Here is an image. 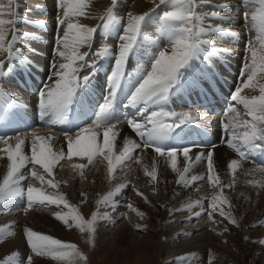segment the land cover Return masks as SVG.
I'll list each match as a JSON object with an SVG mask.
<instances>
[{
  "label": "bare ground",
  "instance_id": "obj_1",
  "mask_svg": "<svg viewBox=\"0 0 264 264\" xmlns=\"http://www.w3.org/2000/svg\"><path fill=\"white\" fill-rule=\"evenodd\" d=\"M88 3L89 7L86 11L89 12L90 15L88 17H80L79 22L88 26H96L101 21L99 17L105 16L107 9L112 5L111 0H88ZM7 4L8 0H0V7H5ZM56 5L57 0H13V7L17 8L19 15L25 17V19L15 25L14 33H16L17 40L14 41L15 46L10 45L12 48L11 52H9V42H5L8 37V30L10 31L13 26L9 25L5 27V40L3 42V50H0V60H2L3 56L4 58L8 56L13 59L18 57L20 59L29 60L34 56L32 52L40 49L43 52L39 62L44 66L45 73H49V64L53 59L54 49H50L51 46L48 44L53 43V33L57 23L56 17L58 12L61 11ZM152 7L151 0H118L113 15L117 20L121 21L118 26L119 34H122L123 27L126 26L127 12L142 14L145 11H150ZM26 9L27 12H25ZM262 9H264V5L261 4V0H200V7L197 11L208 17L205 24L211 23L213 26L228 29L227 34H213V45L219 49L227 50L221 54L227 58L226 62H228L237 73L241 71V65L250 55L249 48L242 51V45L238 43L240 38L244 40L242 37L243 29H249L252 48L257 52L258 59L264 56V32H260L258 27H252L253 22L251 21V15H259ZM213 10L219 12L218 17L209 16V13ZM159 11L158 9L157 12ZM244 11L249 13L247 18L249 22L247 24L241 16V13ZM4 18L8 19L7 16ZM158 28L159 21L155 16L148 23L142 25L141 34L145 33L147 35L141 36L139 42L137 40V46L134 52L142 56L140 63L143 65H145L144 62L146 58L150 57L147 53L142 52L140 45L145 48L154 47V49L155 44L158 48L167 47L166 38L161 37L157 39L155 36H151L154 35L155 32H158ZM39 30H43L39 39L21 35V33H23L27 36H39ZM117 33L116 31L109 33L108 31L99 29L98 32L94 34L92 46L89 51H92L97 45V48H99L103 43L101 49L104 47L108 49L107 44H109L115 52H118ZM59 35H61L60 31H58V36ZM255 35L258 37V43L256 42L257 39L254 40L256 37ZM162 40L164 41L163 43H161ZM21 41L25 43H21ZM158 48L155 50L153 49L155 54ZM81 51H86V49H81ZM221 54L216 55L217 59ZM242 56L243 59L241 61ZM89 57L90 52L89 56L86 58L87 62L88 64L96 65L94 78L100 81L102 86V92L94 103L99 107V104L103 102L104 96L107 93L108 76L114 66L106 64L105 59L100 56H97L95 61H89ZM147 66H150V63ZM4 70L0 71V77H9L8 74L4 73ZM101 71L105 73V76L101 74ZM126 72L128 73L129 69L126 68ZM214 72L215 71H213V73ZM91 73L92 68L86 67L81 71V76ZM240 82L241 79L237 82V86L240 85ZM12 84L14 83L12 82ZM235 88L234 86L225 88L223 95L219 93L201 94L203 89L199 88L193 92L184 91L170 94V97L175 98V106L180 107V112H186L183 107L187 106H198L201 108L205 106L204 108L207 113H214L224 105L227 99H231V96L235 92ZM0 90L10 89L6 85L0 83ZM31 91L35 94L30 99V104L35 105L37 108V96L40 91L37 89ZM245 92H247V90H245ZM256 94H259L258 91ZM128 95L127 92L124 94L122 100L116 101L113 110L109 113L108 117H106L107 120L117 123L118 135L113 142V155H117L119 150L122 149L125 138L133 139L137 142L140 141V138L126 122L128 119V112L135 111L136 113L135 109L124 108V104L126 103L124 101ZM205 103L212 104V107L207 108ZM229 105L231 104H228L227 107H229ZM239 109L242 112L244 111L242 106H239ZM150 110L153 109L150 108L149 111ZM169 110H172V108ZM86 113V107H80L74 104L73 112L70 114L69 119L70 121H74V123H79L87 116ZM186 113L191 114L195 118L194 122L185 124V126L182 127L183 132H181L180 137L177 139L186 141L185 146L190 147L189 155L192 159L185 161L183 154L178 153L175 171L172 169L171 161L166 157L159 156L152 148H140L133 152L136 158L135 160H127L123 165L116 167L117 174L120 178L118 180L119 182L115 184V176H113L115 172L112 174L109 173L108 161L105 160L102 155L94 157L93 163L89 164L84 170V176H81L79 170H75L73 165L86 163V159L73 155L71 159L66 158L61 160L53 169L52 176H48L39 165H36L34 168L35 171L44 176L45 181L52 180L54 183L59 184V188H52L46 183L41 184L39 181L31 180L22 182L23 187L26 190L28 184L32 183L33 187L42 189L48 195L53 197L62 195L70 205L79 207L82 203H85L87 207L82 210L79 208V214L86 221L90 220L94 214L98 217L95 224V232L92 236V243L95 246L107 245L104 248L108 247V250L103 251V253L106 254L101 258V262L102 260H107L109 257H112L115 261L121 257L119 252L126 253L129 247H138L143 244L145 240L153 243L156 241L157 237H159L158 235H160L165 240L164 246L167 248V252L170 253L173 258H188L189 256L197 254L198 251L200 252L210 246L214 248L221 258L232 263L235 252L243 249L241 238L237 233L239 230L251 227L254 231L252 235L247 238L251 240V238L259 237L264 241V224H261L262 221L264 223V171H261V169H264V166L261 165V163L260 166H251L249 162L241 161L235 172H233L228 168V164L232 159L239 160V157L233 149H229L226 146V137L230 138L229 135L221 138L216 135L217 130L214 131L210 129L217 126L219 127V122L212 119L211 116L203 117L200 111H187ZM136 117L138 118V116ZM205 122H207L208 125H206ZM64 127L65 125L55 126V128L60 131H62ZM83 128H90L95 131L93 127ZM48 129L45 130L40 128L29 131L28 133L35 131L37 135L46 139L51 137L48 143L53 148V151L63 149L66 153V135ZM23 134H20V136ZM173 135H175V133H173ZM102 140L103 129L100 130V134L98 135V142L102 143ZM169 141H171V137ZM15 143L16 141L13 139L11 144L14 146ZM4 147V145L0 144V182H2L3 176L6 175L7 172L8 161L6 155L2 151ZM24 149L30 156V140L26 142ZM210 151L214 153V172L212 173L208 171L206 159V155ZM195 155H202V160L195 161ZM257 157L259 156L254 157V160H256L255 158ZM59 164L61 165L62 173L57 169ZM93 164H95V166H92ZM188 164L191 165L190 171L185 175L189 180L192 175H203L204 179L192 181L188 185L178 184V173H181L183 168ZM97 167L99 169H97ZM153 168H155L157 172V179L155 181L152 180L150 175L146 174L151 172ZM31 170H33L32 165L24 169L26 172ZM209 175L217 177L219 183H217L216 180L209 181ZM62 182H65V184L69 186L68 191L62 190ZM78 183L83 184L80 188L82 189L81 192H75L74 190ZM121 185H127V187L121 188ZM101 186L103 189L98 195L97 193H99L98 190ZM193 186H197V188L195 190L196 192L192 194L189 193V188L191 189ZM117 189H120V191H117ZM137 191L143 195H137ZM109 192H112L113 196L110 202L105 203L103 202V197L108 195ZM148 193L152 194L150 195ZM123 196H127L126 201L121 203L124 208L132 213L136 219L141 216H139L137 212L129 209L128 205L131 204L133 208L137 209L139 212H143L144 216L142 218L145 219V224H141L140 220L137 219V222H132L129 228V225L126 224L129 222V218H127L126 215L127 212L122 211L121 214H123V216L121 219H124L123 226L117 228V230L112 227L114 221L109 217V214L120 207L116 204L115 198H122ZM145 197L147 200H145ZM213 199L216 201L217 210L213 212V218L210 220L207 211H212ZM19 201L22 203L24 202L21 198L16 197L0 201V213L4 214L5 212H1V210L6 207L9 208V206L17 209V207H13V205H16ZM197 201H200L199 206L196 204ZM13 202L14 204H12ZM168 202L174 204V206L169 208ZM113 203L115 204V208L113 207ZM23 205H25V210L15 211L13 214L11 213L12 215L3 216V219L0 218V229L4 230L0 232V264H18L21 260L27 248V244L25 243V229H30L42 235L51 236L55 239H59L63 243L72 241V236L66 232L68 227L62 221L57 220L54 214L51 215L33 210V207L42 208L43 206L37 205L32 208H27L26 202H24ZM190 205L191 208H189ZM51 206L52 205H48L45 208ZM59 206L63 207L62 204ZM201 206L207 211L200 217H196L195 213L201 211ZM220 208H223L226 212H231L236 218L237 224L233 225L221 217L219 215ZM66 209L67 208H64L61 212H68L69 209ZM168 209H180V211H175L174 214L170 215ZM96 211L98 214H96ZM14 214H18L16 219H14ZM105 217L106 219H104ZM193 219H198L195 225H186ZM205 220H208V223H205ZM213 221H219V223H214ZM209 222H212L214 225H207L210 224ZM181 224H185V226L188 227L187 232L182 230L180 227ZM215 224L218 225L219 229L216 228L217 226H215ZM137 225L140 226L138 229H141L148 235L141 238L142 240L140 243L136 242V238L133 234V228L137 229ZM111 227L114 230L106 231V228ZM225 227H227L228 231H226L227 234L222 237L220 233L224 231ZM205 229L206 231L204 232ZM198 231L203 232L192 237V234ZM145 243L147 242L145 241ZM260 254L264 256V247L261 249ZM9 259L12 260L9 261Z\"/></svg>",
  "mask_w": 264,
  "mask_h": 264
},
{
  "label": "snow or ice",
  "instance_id": "obj_2",
  "mask_svg": "<svg viewBox=\"0 0 264 264\" xmlns=\"http://www.w3.org/2000/svg\"><path fill=\"white\" fill-rule=\"evenodd\" d=\"M117 2L118 0H111L113 6H116ZM151 4L153 7L150 11H145L142 14L132 12L126 14V26L123 27L122 34L118 36V52L114 57V67L108 76L107 93L94 116L95 131L90 128H80L78 124L74 128L65 127L62 129L67 138L66 153L63 149L53 151L48 143L51 137L46 139L37 135L35 131L22 136L0 134V144L5 146L2 151L8 161L6 175L0 182V201L13 197L21 199L26 197L27 208L37 205L47 207L48 205L59 206L62 204L69 211L54 213L57 220L62 221L69 228L75 224L81 232L87 230L89 233H94L98 219L95 214L91 220L81 223L83 217L79 214L78 208L70 205L62 195L53 197L42 189L33 187L32 183H29L25 190L22 182L29 180L39 181L41 184L46 183L52 188H59L58 183H54L52 180L45 181L44 176L34 170L36 165H39L48 176H52L53 169L61 160L71 159L73 155H76L86 159V163L73 165V168L79 170L80 175L84 176V170L93 163L94 157L102 155L108 161V171L112 174L116 171V167L123 165L125 161L135 160L133 152L140 148H152L159 156L169 159L174 171L178 153L183 154L185 161L192 159L189 155L190 147L182 144L177 145L175 141L183 132L182 125L194 122L195 118L186 112L169 110V97L174 93L193 92L201 88L206 80L213 78L212 68L203 61L227 51L215 47L212 36L216 33L227 34L228 29L213 26L211 23L205 24L208 17L197 11L200 7V0H151ZM261 4L264 5V0H261ZM57 7L61 10L56 17L57 31H60L61 35L56 39L53 59L49 64V82L37 96L39 120L47 127L68 126L74 123V121H70L69 117L73 112L78 93L95 77L96 69L95 64L87 62L86 58L89 56V52L81 51V49H91L94 34L101 27L108 31L113 24L121 23L113 15L114 8L112 7L107 9L105 16L99 17L102 21L101 24L88 26L80 23V17L90 15L86 11L89 7L88 0H57ZM158 9L159 12H157ZM5 16L8 19H5ZM154 16L158 18V32L161 37L166 38L167 47L157 49V53L150 59V67L146 68L144 65H140L135 72L126 76L125 64L130 55L135 54L134 49L137 46L138 37L141 36L142 25L148 23ZM209 16L218 17L219 12L213 10ZM241 16L247 24L249 13L244 11ZM24 19L25 17L19 15L18 9L13 7V0H8L7 6L0 7V50H3L5 27L10 25L14 29L15 25ZM251 21L253 22L252 27H258L261 32H264V9L260 11L259 15L252 14ZM163 42L162 40L161 43ZM248 50L250 55L241 67L240 85L235 88V92L231 96L235 105L242 106L243 114L237 111L233 105H229L225 115L230 118L223 124L225 133H228L230 137H226V146L233 149L239 157V160L232 159L228 164V168L233 172L241 161L256 156L261 157V163H264V56L258 59L257 52L252 48L251 40ZM11 51L10 46L9 52ZM105 51L107 52L108 49L105 48ZM196 61H201V63L197 64ZM6 63L9 65L6 69L9 75L17 66L25 69L29 66V63L23 58L19 62L0 60V71L4 70ZM86 67L92 68V73L81 76V71ZM122 81L133 85L124 108L135 109V115L141 117L143 122H138L134 118L127 119V124L140 138V141L125 138L122 149L117 155H113V142L118 135L117 123L107 120L106 117L113 110ZM257 91L259 94H256ZM3 99L4 97L0 96V101ZM150 108L153 109L151 113L145 115ZM76 128H80V130L73 131ZM101 129H103L102 143L98 142ZM70 132L72 134H69ZM170 137L172 142H169ZM13 139L16 141L14 146L11 144ZM29 140L31 141L30 156L24 149ZM213 155L214 153L211 151L206 155L209 173L214 172ZM202 158V155L194 156L195 161H201ZM29 165L33 166V170L24 171ZM190 167L191 165L188 164L181 173H178V184L188 185L192 181L204 179L203 175H192L189 180L185 174L189 173ZM146 174L150 175L153 181L157 179L155 168ZM208 179L209 181L216 180L219 183L218 178L213 175H209ZM124 187L127 185H121V188ZM136 194L143 195L138 191ZM112 196L113 193L109 192L103 197V202H110ZM145 200H147L146 197ZM196 204L199 206L200 201H197ZM113 207L115 208L114 203ZM128 208L137 212L139 216H144L143 212H139L131 204L128 205ZM216 210V201L213 199L212 211H207L201 206V211L196 212L195 216L200 217L207 211L211 220L213 212ZM175 211H180V209H168L170 215ZM219 215L229 223L237 224L236 218L231 212L220 208ZM213 222L219 223V221ZM137 228L140 226L137 225ZM2 231L4 230L0 229V232ZM224 231H228L227 227ZM25 238L31 252L36 255H52L54 258L61 259L71 253L81 260H87V257L76 251L75 245L63 243L51 236L25 229ZM31 260L32 257L28 256L25 264H31Z\"/></svg>",
  "mask_w": 264,
  "mask_h": 264
},
{
  "label": "rangeland",
  "instance_id": "obj_3",
  "mask_svg": "<svg viewBox=\"0 0 264 264\" xmlns=\"http://www.w3.org/2000/svg\"><path fill=\"white\" fill-rule=\"evenodd\" d=\"M110 7H112V5ZM101 23H102V21H100L99 24H101ZM10 31L8 30V33H7L8 37H7L5 43H7L9 41V39L11 38V36L13 34L12 29ZM248 33L250 34L249 29H248ZM257 38L258 37L256 36L255 39L254 38L253 39L256 40ZM256 42L258 43V39L256 40ZM99 48H100V46H99ZM105 48L106 47H104L103 49H105ZM156 48H158V47L155 44V49ZM146 49H152L153 50L154 47H147ZM86 51L90 52V54L92 53V51L91 50L89 51V49H86ZM3 58H4V56L2 57V59ZM150 59L151 58H146V61L144 62V64L146 65V63H147V65H149ZM217 70H219V68H217ZM22 74L24 77H30L29 73L22 72ZM87 126H89V125H87ZM48 128L49 127H44L43 129L47 130ZM49 129H50V131L52 130L51 128H49ZM26 133H28V132H26ZM92 166H95V164H93ZM57 169L59 170L60 173L63 172L60 164L58 165ZM97 169H99V168L97 167ZM117 173L118 172L115 171V173L113 174V176H115V179H114V181L116 182L115 184H117L119 182L118 180L120 178ZM81 186H83V184L78 183V185H76L74 188L75 192L76 191L81 192V190H82V189H80ZM61 188H62V190L68 191L69 186H67L65 184V182H62ZM196 188H197V186H193V187H191V189L189 188V193L193 194L194 192H196L195 191ZM102 189H103V187L101 186L100 189L98 190V192H99V193H97L98 195L101 193ZM148 194L151 195L152 193H148ZM126 197L127 196H123L122 198L116 197L115 202H117L116 204H118L120 207L116 208V210L113 213L109 214V217L114 221V224L112 227L115 228V230H117V228L123 226L122 224L124 223V221H123L124 219H121L123 216V214H121L122 211L127 212L126 215H127V218H129V222H127L126 224L129 225V228L132 225V222H134V221L137 222V219L140 220L141 224L146 223L144 218L137 217V219H136L135 216L132 215V213L128 212L124 208V206L121 203H124L126 201ZM22 200L24 202H26L24 200V198ZM168 203H169L168 204L169 208L174 206V204H172L170 202H168ZM12 204H14V202ZM11 207L9 206V208L6 207L5 209L1 210V212H3V211L5 212L4 214L0 213L1 219H3L5 216L12 215L13 212H15V211L18 212V211H22V209H24V210L26 209L25 205H22V204L21 205H13V207H17V209L11 208ZM86 207H87L86 204L82 203V205L77 207V208H78V210H79V208L82 210L83 208L85 209ZM242 208H246V207H242ZM33 210L41 212V213L53 215L56 212L63 211L64 206L62 207V206H55V205L53 206L52 205L49 208L33 207ZM66 210H68V209H66ZM6 211H8V212H6ZM91 212H93V211H91ZM96 214H98L97 211H96ZM17 216H18V214H14V219H16ZM84 221H86V220L83 218V221H81V223H83ZM197 221H198V219H193L190 221L189 224H186V225L193 226V225H195V223H197ZM204 222L208 223V220H205ZM261 224L262 225L264 224L263 221L261 222ZM207 225L212 226L214 224H212V222H211L210 224H207ZM215 226H217L216 228L219 229L218 225L215 224ZM85 227H87V226L85 225ZM112 227L106 228V231L114 230V229H112ZM180 227L182 228L183 231L187 232L188 227H186L185 224H181ZM133 229H134L133 234L136 238L137 243L141 242V240H142L141 238L148 236L141 229H138V228L137 229L133 228ZM205 231H206V229L204 230V232ZM253 231H254L253 228L248 227V228H243L237 232L241 238V244H242L243 249H240L239 251L235 252L234 257H233L234 260L232 261V263L228 262V260H226V259L221 258L216 253L214 248H212L210 246L204 250H201L200 252L198 251L197 254L189 256L188 258L187 257L173 258L172 255L167 252V248L164 246L165 240L160 235H158L159 237H157L156 241L153 243H150L147 240H145L147 243H145V241H144L143 244L139 245L138 247L131 246L128 248V250H126V253L125 252H119L121 254V257L116 259L115 261L112 259V257L111 258L109 257V258H107V260H104V261L102 260V262H101L100 261L101 258H103V256H105V254H106V253H103V251L108 250L107 249L108 247L104 248L107 245L95 246L92 243V236L94 233H89L87 230H85L84 232H81L80 229L77 228L74 224L71 228L68 227L66 229V232H68L69 235L72 236V241L66 242V243L75 245L76 251L78 253L82 254L83 256L87 257L86 261L79 259L78 256L73 255L71 253L68 256L61 258V259L54 258L52 255H36L35 253L31 252L29 245L25 241V243L27 244V248H26V251H25L23 257L18 262V264H25L26 258L28 256L32 257L31 264H219V263H221V264H227V263L228 264H264V256H262L260 254L261 249L264 247L263 243H261L262 239L259 237L258 238H251V240L247 238L248 236L252 235ZM202 232L203 231L195 232L194 234H192V237H194L197 234H201ZM220 234L223 237L224 235L227 234V232L221 231ZM11 260L12 259H9V261H11Z\"/></svg>",
  "mask_w": 264,
  "mask_h": 264
}]
</instances>
